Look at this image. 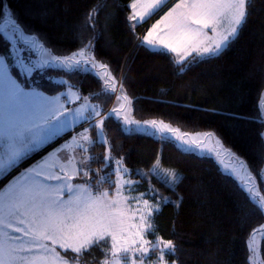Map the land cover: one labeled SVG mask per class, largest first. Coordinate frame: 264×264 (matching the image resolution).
<instances>
[{"label":"snow or ice","instance_id":"snow-or-ice-1","mask_svg":"<svg viewBox=\"0 0 264 264\" xmlns=\"http://www.w3.org/2000/svg\"><path fill=\"white\" fill-rule=\"evenodd\" d=\"M127 7L133 31L137 22L163 13L137 40L174 53L184 72L196 57L219 56L233 43L255 10V0H130ZM49 11L42 4L38 14ZM101 12L107 25L114 15L108 0H96L85 12L76 35L79 46L58 53L3 6L0 31L8 43L0 49V264H182L181 249L159 233L157 224L163 208L168 203L179 207L182 197L172 201L151 184L149 173L173 188L181 177L162 167L159 158L148 172L129 168L108 135L105 121L113 117L124 125H151L162 138L170 133L189 151L213 153L242 182L241 224L253 213L264 216V190L256 174L218 138L213 140L214 133L184 134L163 120L132 118L123 72L116 75L97 59L94 41ZM82 74L97 77L99 90L84 94L71 79ZM45 79L48 90L41 83ZM110 97L116 104L106 109L103 101ZM261 119L264 123V115ZM259 135L264 165V131ZM57 137L63 142L22 166ZM257 174L264 182V166ZM133 175L149 179L146 191L137 190L140 181ZM257 234L264 238V223L247 237L249 264H264Z\"/></svg>","mask_w":264,"mask_h":264},{"label":"trees","instance_id":"trees-1","mask_svg":"<svg viewBox=\"0 0 264 264\" xmlns=\"http://www.w3.org/2000/svg\"><path fill=\"white\" fill-rule=\"evenodd\" d=\"M94 3L96 0H0V20L4 18L3 6L7 5L20 22L46 37L48 46L67 53L79 46L76 35L85 12ZM129 3L130 0H108L114 15L105 25L104 13L98 14L94 44L97 59L108 63L114 74L123 72L134 117L163 120L184 133H214L264 186L257 174V169L264 166L259 135L264 131V57L260 55L264 47V0H255V10L228 48L216 57H196L184 72L179 71L172 52L151 49L137 40L150 20L131 30L126 19ZM42 4L50 9L44 17L38 14ZM7 43L0 31V49ZM71 79L85 93L100 88L93 74ZM41 83L45 90L49 89L47 79ZM114 101L115 97L104 99L105 108L110 109ZM105 125L129 168L150 169L161 156L164 165L181 172V180L174 188L156 176L150 180L172 201L182 197L179 207L168 203L157 217L159 233L174 239L181 249L178 258L182 264H249L247 237L253 227L264 223V216L253 213L241 224L237 212L246 193L237 179L224 172L212 157L188 152L148 130H133L114 117L106 119ZM62 141L59 138L34 156ZM133 178L141 180L140 191L147 190L148 178Z\"/></svg>","mask_w":264,"mask_h":264},{"label":"rangeland","instance_id":"rangeland-1","mask_svg":"<svg viewBox=\"0 0 264 264\" xmlns=\"http://www.w3.org/2000/svg\"><path fill=\"white\" fill-rule=\"evenodd\" d=\"M168 2H169V4H170V3L172 2V0H168ZM165 10H166V9H165ZM162 14H163V13L160 12V13H157L156 15L152 16L151 18H146V19H145V21L150 20V22H149V24L147 25V27L145 28V30L143 31V33L141 34V37H142L144 34H146V30L150 27V25H151L152 23L155 22L156 19L159 18V15H162ZM145 21H143V22H137V25H139V24H141V23H144ZM4 23H5V21H4V18H3V19L0 20V29L3 28ZM144 45H146V44H144ZM146 46H147V45H146ZM148 47H149V46H148ZM150 48L153 49L152 47H150ZM154 50H164V51H169V50H166V49H159V48L154 49ZM169 52H170V51H169ZM173 54H174V53H173ZM174 56H175V54H174ZM199 58H200V59H204V58H201V57H199ZM81 90H82V89H81ZM82 91H83V90H82ZM84 94H87V93L84 92ZM263 100H264V95H263ZM115 104H116V101L113 102V104L111 105V107L115 106ZM111 107H110V108H111ZM263 108H264V105H263ZM130 114H131L132 118H134V120H139V119H136V118L134 117V115H133L132 100H131V113H130ZM263 115H264V113H263ZM156 120H159V119H156ZM140 121H143V120H140ZM166 123H167V122H166ZM172 126L175 127L174 125H172ZM128 127H129V128H132L133 130H144V129H147L151 134L155 133V134H153V135L156 136V137H158V138H160V139L174 141V142H175L176 144H178L180 147H184L185 150L188 151V152H192V153H195V154L200 155V156H208V157H212L213 159H215V160L218 162V164L220 165L221 169H222L224 172H226L227 174L233 176L235 179H237V180L242 184V182H241L236 176H234V175L230 172V170H226V169L224 168L223 164L220 163V160L217 159L216 156H215L213 153L208 152V151H205V150H200V149H198V148H193L192 150L189 151V150H187V148H188L187 145H183V146H182V145H181V142L178 141V140H176V139L172 136V134H170V133H165V134L163 135V138H162L161 135H160L159 133H157L156 130L153 129L151 125H143V124H141V125H136V124H132V125H128ZM177 128H178V127H177ZM181 133H184V132L181 131ZM203 133H207V132L184 133V134H193V135H195V134H203ZM59 138H60V137H57L56 140H58ZM201 138L203 139V136H201ZM217 138L220 140L221 144H222L225 148H227V147L222 143V140H221L218 136H215V135H214V136L212 137L213 140H215V139H217ZM56 140L50 142L49 144L54 143ZM62 142H63V141H62ZM62 142H60V143H62ZM49 144L44 145V146H43L41 149H39L36 153H38V152H40L41 150H43L44 148H46V146H49ZM56 145H57V144H56ZM56 145H53L49 150H47V151L41 153L40 155H38V156H36V157L34 156L36 153H34V154L32 155V158H31L30 160H26V161H24V163H23L22 166H23V167H27L28 164L40 160L42 156L46 155L47 152L51 151L52 148L55 147ZM227 149H228V148H227ZM158 158H159V160H160V163H161V166H162V167H164V168L175 169L176 172L178 173V175L181 177V172H180L177 168H174V167H171V166H166V165H164V164L162 163L161 156H159ZM151 168H152V167H151ZM151 168H150V169H151ZM141 170H143L144 172H148V171H149V169H146V168H145V169L141 168ZM154 176H156V175H155V174H152V173H149V178H150V179H153ZM156 177H157V176H156ZM133 179H135V178H133ZM158 179H159V178H158ZM136 180H138V179H136ZM160 180H161V179H160ZM139 181L141 182V180H139ZM257 182H258V185H259L260 189L264 190V186H263L258 180H257ZM3 183H4V181H0V184H3ZM263 183H264V182H263ZM151 184L154 185L153 183H151ZM154 186H155L157 189H159V191L161 192L159 185H154ZM139 188H140V187H139V185H138V186H137V190H138V191H140ZM256 239H257V241H258L259 243L262 244L263 238H262L259 234H257Z\"/></svg>","mask_w":264,"mask_h":264}]
</instances>
